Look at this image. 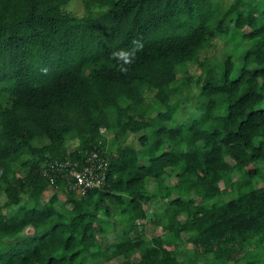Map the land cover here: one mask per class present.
Here are the masks:
<instances>
[{
    "label": "trees",
    "instance_id": "16d2710c",
    "mask_svg": "<svg viewBox=\"0 0 264 264\" xmlns=\"http://www.w3.org/2000/svg\"><path fill=\"white\" fill-rule=\"evenodd\" d=\"M69 2L0 0V264H229L264 251V0H84L82 16ZM217 40L221 58L202 57ZM137 134V148L117 143ZM91 151L108 160L99 189L78 195L44 171ZM221 184L230 197L212 203ZM157 210L166 242L138 223ZM114 215L121 236L107 246ZM182 233L186 261L171 246Z\"/></svg>",
    "mask_w": 264,
    "mask_h": 264
},
{
    "label": "rangeland",
    "instance_id": "374dc122",
    "mask_svg": "<svg viewBox=\"0 0 264 264\" xmlns=\"http://www.w3.org/2000/svg\"><path fill=\"white\" fill-rule=\"evenodd\" d=\"M224 5H228L229 3L232 2V0H221ZM67 12L71 13L72 15L75 16H82L84 13V0H70V2L66 5ZM225 43L223 41H215L214 44L212 45V47H210L209 49H207V51H204L203 56L205 57L206 55H214L218 58H221L222 56V52L224 49ZM188 72L190 74H192L194 77H196L198 75V72L196 71V67H189L188 68ZM192 87H194V83L191 84ZM196 93V90L194 91ZM184 111L186 112L187 108H183ZM101 132H104V129L100 130ZM106 139L110 141V147L114 149L115 143L116 142H112L114 139V132L112 133H105L104 134ZM140 137V134L137 135H130L128 138H122L119 139L117 141V143H121L124 142V144L126 145H130L133 146L134 148H137L139 146L138 144V138ZM78 145V140L77 139H69L68 144H67V148H76ZM230 164L233 163L232 161H230ZM232 182H235L238 178L239 175L234 172L232 174ZM166 185L167 186H174L176 184V178L174 176H169L166 179ZM264 182L261 181H254V185L256 186H261L263 185ZM148 185L150 188L153 187V182H148ZM222 193L219 197L211 200L212 203H222L223 201L227 200L230 197V192L231 189L228 186H224L223 184L220 185ZM52 195V192H48L47 193V197L46 199H48L50 196ZM5 198L3 195L0 196V207L3 206L4 202H5ZM210 202V203H211ZM4 213H6V210H3ZM148 215L146 220L138 222L141 224L142 227V235L144 236V238H146L147 240L150 239H154V238H160L161 240H163L164 242L168 241L170 239V234L168 232V230L163 228V222L158 223L156 221V217H154V215L156 213H159L160 211L157 210L155 211H148ZM113 221L111 222L110 228L108 229V232L104 235H99L98 236V241L99 242H103L104 244H106L107 246L110 244H113L116 240V235L121 236V228L119 226V224H117L118 221V216H112L111 218ZM184 219V216L181 217V221ZM143 225V226H142ZM31 231L27 230L26 232L21 233L20 235H18L16 237V239H14L13 241H11V243H15L18 240H20L21 238H24L26 235H31ZM188 235L185 233L181 234V238L179 240H175L174 238L171 239L172 243L171 246L172 248H175V250L178 252V259L179 260H185L186 261V255L188 254H192V245L188 242L187 240ZM15 241V242H14ZM103 244V246H104ZM264 250V249H263ZM187 255V256H188ZM258 255H261V258H256ZM256 256V257H255ZM189 257V256H188ZM239 259V262H231L229 264H248V263H253V264H264V251H262V249H258V250H254V251H249V250H244L242 251L239 256H237ZM192 258V257H191ZM257 260V261H256ZM120 260L119 259H113L111 261H109L108 263H103V264H119ZM198 264H204V262L201 260L198 262Z\"/></svg>",
    "mask_w": 264,
    "mask_h": 264
},
{
    "label": "built area",
    "instance_id": "2783aa9c",
    "mask_svg": "<svg viewBox=\"0 0 264 264\" xmlns=\"http://www.w3.org/2000/svg\"><path fill=\"white\" fill-rule=\"evenodd\" d=\"M84 156L83 160L68 158L52 161L47 164L44 171L49 170L68 179L75 193L84 195L89 190L104 186L108 169V160L97 152L91 151L85 153Z\"/></svg>",
    "mask_w": 264,
    "mask_h": 264
}]
</instances>
